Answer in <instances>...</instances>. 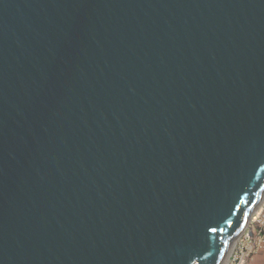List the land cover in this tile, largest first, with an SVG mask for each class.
<instances>
[{"label": "water", "instance_id": "1", "mask_svg": "<svg viewBox=\"0 0 264 264\" xmlns=\"http://www.w3.org/2000/svg\"><path fill=\"white\" fill-rule=\"evenodd\" d=\"M263 194L264 0H0V264H222Z\"/></svg>", "mask_w": 264, "mask_h": 264}, {"label": "built area", "instance_id": "2", "mask_svg": "<svg viewBox=\"0 0 264 264\" xmlns=\"http://www.w3.org/2000/svg\"><path fill=\"white\" fill-rule=\"evenodd\" d=\"M259 253L264 254V194L222 264H251L250 259Z\"/></svg>", "mask_w": 264, "mask_h": 264}, {"label": "crops", "instance_id": "3", "mask_svg": "<svg viewBox=\"0 0 264 264\" xmlns=\"http://www.w3.org/2000/svg\"><path fill=\"white\" fill-rule=\"evenodd\" d=\"M251 264H264V254L263 253H259L254 255L250 261Z\"/></svg>", "mask_w": 264, "mask_h": 264}, {"label": "snow or ice", "instance_id": "4", "mask_svg": "<svg viewBox=\"0 0 264 264\" xmlns=\"http://www.w3.org/2000/svg\"><path fill=\"white\" fill-rule=\"evenodd\" d=\"M245 215H247V214H245ZM209 231L216 232L217 228H215V227L210 228ZM221 231H222V229H221ZM225 243H227V241H225ZM187 264H199V260L196 259L195 257H189L188 261H187Z\"/></svg>", "mask_w": 264, "mask_h": 264}, {"label": "rangeland", "instance_id": "5", "mask_svg": "<svg viewBox=\"0 0 264 264\" xmlns=\"http://www.w3.org/2000/svg\"><path fill=\"white\" fill-rule=\"evenodd\" d=\"M255 209H256V208H255ZM255 209H254V210H255ZM254 210H253V211H254ZM251 214H252V213H251Z\"/></svg>", "mask_w": 264, "mask_h": 264}]
</instances>
